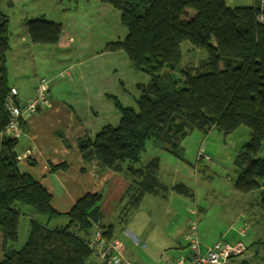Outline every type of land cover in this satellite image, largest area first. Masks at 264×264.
<instances>
[{
	"label": "trees",
	"instance_id": "16d2710c",
	"mask_svg": "<svg viewBox=\"0 0 264 264\" xmlns=\"http://www.w3.org/2000/svg\"><path fill=\"white\" fill-rule=\"evenodd\" d=\"M101 1L120 11L121 22L128 28L123 39L109 42L106 48L126 51L132 65L147 73L150 80L138 84L141 93L136 98L137 107L126 106L117 96L109 95L121 114L120 123L105 124L94 136L86 133L78 137L83 159L87 163L95 161L97 173L113 170L127 176L130 185L121 204L131 211L145 194L165 196L168 189L158 177L159 156L137 166L148 142L181 157L182 142L192 132L199 131L206 138L217 129L228 136L245 125L251 129V140L234 158L239 169L235 185L242 192L261 189L264 209V183L259 181L264 177V157L258 155L264 139V24L257 20L259 7H232L227 0ZM26 25L33 43L59 44L61 22L41 17L28 20ZM185 41L205 48L208 58L181 71L185 86L180 87L173 70L182 59ZM10 49V18L0 7V264H91L92 257L97 258L91 247L94 233L100 230L107 241L116 238L114 225L102 221L103 193L79 198L66 213L69 222L65 226L49 224L61 215L52 205L53 194L21 167L18 138L7 130L11 119L7 101L13 88L9 82ZM28 98L23 100L19 91L14 100L24 107ZM44 108L49 107H40L29 115ZM25 117L20 119L23 132ZM58 134L69 145L62 132ZM197 156L198 161L210 158L205 149ZM67 169L69 164L64 162L52 165L51 172ZM173 188L194 196L184 183ZM22 206L46 215L47 220L33 216L27 240L22 247L14 248ZM261 244L264 241L257 239L247 248Z\"/></svg>",
	"mask_w": 264,
	"mask_h": 264
},
{
	"label": "rangeland",
	"instance_id": "374dc122",
	"mask_svg": "<svg viewBox=\"0 0 264 264\" xmlns=\"http://www.w3.org/2000/svg\"><path fill=\"white\" fill-rule=\"evenodd\" d=\"M0 7L10 18L12 44L15 41L25 43L22 38L31 44L26 23L28 20L41 17L61 22L74 37V50L71 48L60 50L57 45L51 44H35L38 72L36 74L30 69L23 76L26 79L25 84H31L35 76H54L57 73L58 77L62 67L73 63L72 68L61 69L59 73L61 76L68 72L71 75L63 77L65 79L58 77L59 79L55 80L57 84L52 85V94L56 98L65 96L74 102L76 111L86 126L95 130L108 123L118 125L121 114L116 108H112L104 109L96 120L88 117L85 108L88 93L85 88L83 95L73 99L75 90H82V76H88L90 83L97 81L96 88L100 86L111 88L112 81L118 87L126 86L128 91L119 93L118 98L126 106L137 107L136 98L141 93L137 84H147L150 76L132 65L126 51L115 52L106 48L109 42L123 39L128 33V28L121 22L118 9L101 0H0ZM191 11L194 12L192 9ZM181 48L182 59L174 68L173 74L179 86L184 87L185 79L181 71L187 66H197L207 60L208 51L193 46L189 41H185ZM98 52H103L104 55L94 57ZM31 58L29 53L25 54V60ZM9 63L12 72L22 67L21 61L10 60ZM113 65L118 66V71L113 70L108 75L105 85L100 70L102 69L104 73V68L110 69ZM93 71H96V75H90ZM12 72L9 77L11 84L15 79ZM43 78L48 79L40 77L38 83ZM56 85H63L61 94ZM115 114L120 117L115 119ZM210 134V137L205 138V147L200 146L204 137L201 132L194 131L189 134L180 148L181 157L154 145L152 141L147 143L141 162L137 163V166L143 165L154 156L161 158L158 177L168 187L165 197L147 193L141 205L131 211L125 210L122 204L117 203L115 210L104 221L106 225H114L115 237L124 244L126 252L133 256L135 263L141 259L149 264H167L169 255L172 254V248L168 247L169 243L177 244L181 241L185 244L182 236L184 237L190 222L195 219L199 224L203 247L211 246L219 240L235 242L241 239L246 244L257 238L264 241V209L260 203L262 190L242 192L235 185L239 169L234 163V158L244 144L251 140L250 127L242 125L228 136H224L217 129ZM217 144L220 145L219 150ZM204 148L212 157V162L206 159L198 161V151H204ZM17 149H20L19 146ZM258 155L264 157V139ZM259 181L264 183V177ZM177 183H184L191 188L194 196L177 192L173 188ZM195 208L199 210V215L190 212ZM33 216L43 221L47 220L46 215L35 213L28 206H22L19 239L13 243L14 248L22 247L27 240ZM57 221L58 218L54 217L49 224L54 226ZM241 229H247L245 236L241 235ZM183 248L173 250L178 252L183 251ZM2 250L0 233V251Z\"/></svg>",
	"mask_w": 264,
	"mask_h": 264
},
{
	"label": "crops",
	"instance_id": "0c3cea01",
	"mask_svg": "<svg viewBox=\"0 0 264 264\" xmlns=\"http://www.w3.org/2000/svg\"><path fill=\"white\" fill-rule=\"evenodd\" d=\"M227 4L232 7L258 6L259 0H227ZM189 13L193 14L194 12L189 9ZM23 40L25 43H21V41H15L14 44L11 43V49L8 52L9 77L12 72V68L9 63L10 60L21 61L22 65L21 68L16 69V72H12V74L15 75V79L11 86L18 88L20 91V97L24 100L35 94L38 79L40 77H48L51 80L52 106L41 109L37 113L25 117L23 122L25 132H22L17 137L18 146L20 148L19 150L17 149L20 163L25 171L32 174L49 192L53 194L52 205L57 211L61 213V215L57 217L58 221L53 227L65 226L68 224L69 217L66 215V213L71 210L79 198L87 193L95 192L103 193L101 208L104 213V218L102 220L104 224V221L108 218V216H110V214H112V211L115 210L116 204H121V199L130 185V180L125 174L115 172L113 170L97 173L95 170V161L87 163L79 151L78 137L86 133L94 136V134L100 128H96L95 130V128L86 126L81 116L77 113L74 102L66 99L65 96H59L56 98V96L52 94V85L57 84L55 80L59 79L58 77H61L62 79H65L63 77H66L65 75L61 76L59 74L61 69L63 70L66 68H72L74 64L69 63L62 67L59 70L58 77H56L57 73L54 76H35L31 84H25L26 79L23 76H25L30 69L35 71L37 74L38 62L35 54V43L32 41L31 44L27 43L26 40L22 38V41ZM74 42V37L71 36L68 30L63 27V34L59 44L57 45L58 48H60V50H66L69 48L74 50ZM27 53H29V55L32 57L30 60H25V54ZM63 54H65V52ZM102 55H104L103 52H98V54H96L94 57H99ZM67 57L68 56H64V58ZM26 62L28 63V66ZM103 70L105 71L104 73L102 72V69L100 72L104 77L102 78L100 76V78H102L106 83L105 85H107L108 75H110L113 70L118 71V66L113 65L110 69L104 68ZM90 75H96V71L90 72ZM68 77L70 76L68 75ZM120 83H122L121 80ZM96 84L97 81L90 83L88 82V76H82V90H75L73 97V99H77L83 95V89L85 88V91L88 93L86 96L87 99L85 100L86 113L88 117H93L95 120L100 116V113L104 109L114 108L113 100L109 95H115L119 97V93L128 91L126 86L122 85V87H118L114 81H112V87H107V89L106 86H100V88H96ZM117 84L119 83L117 82ZM114 85H116V87ZM62 87L63 85L57 86L58 92L60 94ZM116 118L118 119L117 114H115V119ZM58 132H62V134L67 138L69 145L63 141ZM210 136L211 134L208 135V137ZM202 140L203 141L200 146L205 147V138L202 137ZM204 149L206 151V148ZM219 149L220 145L217 144V150ZM206 153L208 154L207 151ZM206 160L211 161L212 157L210 156V158H206ZM64 162L69 164V169L51 172L52 165H57ZM197 212L199 215V210ZM191 213L193 214V212ZM190 225L191 222L188 226V229ZM241 235L245 236L243 234ZM182 238L184 237L182 236ZM238 240L241 239H237V241ZM255 240L250 241L247 245H250ZM168 247L172 248V254L169 255L170 257L167 261V264L175 262L180 258H185L188 255L186 240L185 244H182L181 241L177 244H173V242H171L169 243ZM173 248H183V251L177 252L173 250ZM126 250L127 248L123 244L122 256L124 258V264H149L143 262L141 259L138 260V263H135V260L132 258L133 256L129 255ZM257 251L258 255H256ZM260 251H263V253ZM91 264L102 263L98 261L96 257H93L91 259ZM230 264H264V244L252 246L240 258L233 259Z\"/></svg>",
	"mask_w": 264,
	"mask_h": 264
},
{
	"label": "built area",
	"instance_id": "2783aa9c",
	"mask_svg": "<svg viewBox=\"0 0 264 264\" xmlns=\"http://www.w3.org/2000/svg\"><path fill=\"white\" fill-rule=\"evenodd\" d=\"M259 12L257 20L264 24V0H259ZM69 76L70 73L68 72ZM47 78H43L37 85L35 95L26 100V105L22 107L14 98L19 96L17 88H12V93L8 97L7 108L11 114V119L7 130L13 136L20 135L23 129L20 126V119L36 112L40 107H50L51 97L49 94V83ZM191 212L197 215V209ZM246 227V226H245ZM247 229H241V234L245 235ZM188 246V255L170 264H230L233 259L240 258L248 251L247 244L243 240L226 242L219 240L211 246L203 247L197 220H193L189 229L184 234ZM91 247L97 254V259L102 264H124L123 244L115 238L107 241L100 230L94 233ZM206 249L205 252L203 249ZM263 253V251H261Z\"/></svg>",
	"mask_w": 264,
	"mask_h": 264
}]
</instances>
